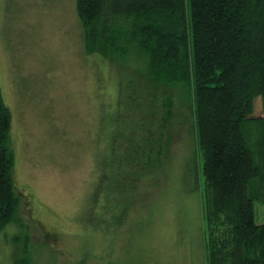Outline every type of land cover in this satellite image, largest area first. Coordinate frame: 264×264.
Instances as JSON below:
<instances>
[{
    "label": "trees",
    "instance_id": "16d2710c",
    "mask_svg": "<svg viewBox=\"0 0 264 264\" xmlns=\"http://www.w3.org/2000/svg\"><path fill=\"white\" fill-rule=\"evenodd\" d=\"M75 11L83 53L114 64L120 78L110 131L93 157L87 222L100 232L123 228L140 182L189 116L206 264H264V223L254 207L264 205V115L254 105L264 99V0H75ZM129 59L143 68L122 76ZM10 129L0 91V231L18 220L21 202ZM193 172L196 181L194 159Z\"/></svg>",
    "mask_w": 264,
    "mask_h": 264
},
{
    "label": "rangeland",
    "instance_id": "374dc122",
    "mask_svg": "<svg viewBox=\"0 0 264 264\" xmlns=\"http://www.w3.org/2000/svg\"><path fill=\"white\" fill-rule=\"evenodd\" d=\"M134 60L122 62V76L143 68ZM116 68L83 53L75 0H0V91L11 112L21 198L18 220L0 231V264L207 263L201 159L189 116L165 144L167 157L140 182L123 228L100 232L87 222L85 195L110 131ZM254 105L264 115V99ZM254 207L264 223V205Z\"/></svg>",
    "mask_w": 264,
    "mask_h": 264
}]
</instances>
